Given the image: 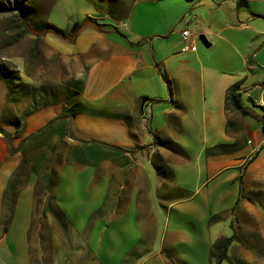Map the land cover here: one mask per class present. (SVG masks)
<instances>
[{
  "label": "crops",
  "instance_id": "obj_1",
  "mask_svg": "<svg viewBox=\"0 0 264 264\" xmlns=\"http://www.w3.org/2000/svg\"><path fill=\"white\" fill-rule=\"evenodd\" d=\"M140 1L125 19H113L117 30L86 26L73 42L45 37L66 65L83 69L80 102L87 110L72 122L75 138L68 120L44 128L62 105L31 115L19 133L2 123L8 97L0 81V264H138L154 246L158 208L180 203L175 198L189 193V180L199 189L188 199L197 200L205 187L202 198L214 207L213 217L232 220L237 209L264 214V25L257 21L264 13L233 10L246 21L234 26L212 1L136 9ZM179 29L195 30L207 49L197 38V51H184ZM237 83L253 116L226 109L228 90ZM156 138L177 142L185 155L158 146ZM250 140L260 152L244 167ZM220 144L232 149L213 151ZM22 160L29 170L4 232V194ZM157 162L170 167L169 179L158 175ZM52 171L57 180L50 192L41 179ZM171 230L183 236L179 227Z\"/></svg>",
  "mask_w": 264,
  "mask_h": 264
},
{
  "label": "rangeland",
  "instance_id": "obj_2",
  "mask_svg": "<svg viewBox=\"0 0 264 264\" xmlns=\"http://www.w3.org/2000/svg\"><path fill=\"white\" fill-rule=\"evenodd\" d=\"M36 1L39 5H43L44 2L51 3L54 1L55 4L58 2L54 5L48 19L50 23L58 28L67 25L71 29L76 23H82L87 16L93 17L96 15L97 13L88 15L90 9L96 10L94 2L101 3L104 6L103 13L106 15L113 8L112 4L106 0ZM151 1L141 0L136 9H184L181 5L183 3L186 7L188 5L185 0H163L157 4ZM200 1H212L215 3L216 8L227 11L230 20L228 22L234 26L246 21H238L233 10L235 13L237 10L264 13V0H198L199 3ZM134 3L132 0L117 1V4L125 8H131ZM202 9L208 8L203 6ZM257 21L264 25V22H262L264 19ZM16 23L17 18L15 16L0 14V62L19 70L21 77L22 74L24 75L22 77L23 81L33 84L37 88L47 86L62 89L66 88L69 82H72V87L74 85L77 87L80 81L83 80V69L75 63H72V67L66 65L60 55L54 52L51 46L52 43L46 40L47 35L38 39L28 34L15 42L20 33ZM179 30L182 32L183 29ZM189 31L194 32L195 30L190 29ZM193 34L195 35V33ZM177 37L175 33H172L170 39L175 42ZM198 44L203 49H207L200 37L198 38ZM262 73L260 71L256 72V74ZM29 107L30 103L28 101H22L11 104L10 111L22 115ZM190 182L189 180V193L175 198V202L180 201L179 205L176 204L169 211L164 207L158 208L156 215L159 227L157 237L152 243L154 246L147 248V251L142 253L138 264H171V260L167 255L171 256L174 264H215L210 260L212 245L220 236L230 237L234 231L239 235V241L231 248L230 256L234 260H242L245 264H264V214L240 215L237 209V215L232 220L220 217L217 222H212L214 207L202 198L203 193H207V189H204L205 187L201 188V195L197 196V200L192 202L188 198L194 196L193 194H196L199 187H194ZM181 208H186V213L182 212ZM257 209H261L259 204H257ZM169 220L170 229L165 232L166 221ZM172 226L179 227L183 236L176 237L172 234ZM163 247L167 251L161 254L162 250L160 249Z\"/></svg>",
  "mask_w": 264,
  "mask_h": 264
},
{
  "label": "trees",
  "instance_id": "obj_3",
  "mask_svg": "<svg viewBox=\"0 0 264 264\" xmlns=\"http://www.w3.org/2000/svg\"><path fill=\"white\" fill-rule=\"evenodd\" d=\"M92 1V0H88ZM112 4L113 8L107 14L112 20L125 19L130 11V8H125L120 4H117L118 0H106ZM136 2L138 0H132ZM161 1V0H156ZM188 2H194L196 0H186ZM95 3L96 9L103 13L104 6L101 3ZM55 5V2L43 3L39 5L36 0H0V14L11 15L17 18L16 26L20 29L19 35L16 37L15 42L30 34L34 37L41 39L48 34H54L64 40L73 42L78 35V32L86 27L93 26L98 30L111 27L117 30V28L100 24L98 19L94 17H87L82 23L79 24L75 33L64 31L58 28L56 25L49 22L50 13ZM164 80L168 88L171 90V81L168 76L164 75ZM0 81L4 82L7 87L8 107L4 111L2 116V123L10 125L16 128L19 133L23 127L24 122L28 117L37 113L42 108L62 105V111L58 117L48 123L44 128L48 129L59 121L68 120V131L72 138H75L72 131V122L79 115L84 113L87 109L80 102V97L83 90V80L77 85L72 87V82H69L66 88L57 89L53 87L42 86L37 88L33 84L23 81L19 70H16L5 63L0 62ZM242 85L237 83L233 85L227 93L226 109L240 112L242 115L253 116V113L246 109L241 103ZM22 101H28L30 107L22 115L12 113L9 106ZM264 123V121H263ZM1 128V127H0ZM5 135L11 141L12 137L8 134ZM27 140L22 141L19 147L11 148V153L16 154L23 149ZM156 144L163 147L173 154L178 156H184L185 152L183 148L175 141L171 139L156 138ZM232 149V145L220 144L213 148L215 152L226 153ZM156 171L159 176L164 179H169L171 175L170 167L165 163L161 164L157 162L155 164ZM29 170V165L26 160H22L18 170L12 180L10 181L8 188L4 194V232H7L9 226L12 223L14 217V208L17 200L18 193L21 189L22 183L25 181L26 172ZM57 180V174L52 171L49 174L44 173L41 181L47 185V190L52 192L54 182ZM40 203V201H37ZM45 209L41 211V215L45 216ZM55 212L62 218V212L56 208ZM220 216H215L211 219L212 222H217ZM234 231V229H233ZM239 241V235L234 231L230 237L221 236L213 245L210 253V260L215 264H245L242 260H234L230 256V250L236 242ZM167 257L171 260V264H174L170 255Z\"/></svg>",
  "mask_w": 264,
  "mask_h": 264
},
{
  "label": "built area",
  "instance_id": "obj_4",
  "mask_svg": "<svg viewBox=\"0 0 264 264\" xmlns=\"http://www.w3.org/2000/svg\"><path fill=\"white\" fill-rule=\"evenodd\" d=\"M198 38V36L194 35L191 31L189 30H184L182 32V39L185 43L184 46V51H192V52H196L197 51V46L196 43L194 42L196 39ZM253 141L250 140L249 142V146L253 147ZM260 152V148L259 147H253L251 152L242 159V166H248L249 164H251L257 157L258 153Z\"/></svg>",
  "mask_w": 264,
  "mask_h": 264
},
{
  "label": "water",
  "instance_id": "obj_5",
  "mask_svg": "<svg viewBox=\"0 0 264 264\" xmlns=\"http://www.w3.org/2000/svg\"><path fill=\"white\" fill-rule=\"evenodd\" d=\"M94 18L98 19V21H99L100 24L111 25V26H115V27L117 26V23L115 21L107 18V15L105 13H98V14L94 15ZM78 27H79V24L76 23L74 25V27L71 29V33L72 34L75 33L76 30L78 29ZM200 39L203 42L205 41L204 40L205 38L203 36H201Z\"/></svg>",
  "mask_w": 264,
  "mask_h": 264
}]
</instances>
